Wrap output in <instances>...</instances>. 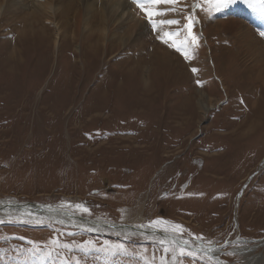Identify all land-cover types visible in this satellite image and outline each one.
Masks as SVG:
<instances>
[{
	"label": "rangeland",
	"instance_id": "1",
	"mask_svg": "<svg viewBox=\"0 0 264 264\" xmlns=\"http://www.w3.org/2000/svg\"><path fill=\"white\" fill-rule=\"evenodd\" d=\"M88 2L1 0L0 200L59 209L82 204L90 214L62 210L124 223L112 228L138 224L140 215L144 225L161 219L170 230L182 226L179 238L190 245L220 249L224 264H264V86L251 71L262 40L243 21L245 33L236 25L224 31L227 19H212L214 2L179 0L157 19L179 20L163 30L183 34L184 17L195 12L199 47L191 60L156 39L130 3L141 24L109 22L100 43L95 33L83 35L84 26L103 28L101 17L84 23ZM25 3L30 11L21 13ZM50 7L62 11L54 15ZM201 94L209 99L205 112ZM22 216L0 217V264H60L62 249L51 258L28 251L29 241L48 251L57 239L72 244L68 255L82 264L105 261L102 253L75 248L89 240L146 250L151 264L165 255L159 238ZM208 255L166 260L212 264ZM113 259L143 264L139 256Z\"/></svg>",
	"mask_w": 264,
	"mask_h": 264
},
{
	"label": "snow or ice",
	"instance_id": "2",
	"mask_svg": "<svg viewBox=\"0 0 264 264\" xmlns=\"http://www.w3.org/2000/svg\"><path fill=\"white\" fill-rule=\"evenodd\" d=\"M132 4L144 13V16L147 18V23L151 27V31L157 33L156 39L161 43L167 45L169 48L174 49L185 60L192 59V53L196 48L199 47V39L197 35L193 33V27L195 23L194 16L189 13L184 19L187 21L183 24V34L181 31H164V26L179 25L180 21L174 18H161L165 17L169 9H161L160 5H176L179 0H131ZM215 4V10H219L222 7H227L228 4L234 2V0H209V3ZM250 6L258 4L260 6L261 12L264 13V0H249ZM194 7H200V4L197 3ZM173 11L175 9H172ZM261 36H264V32L260 33ZM198 70L192 68V72L196 73ZM198 84H201L200 81H197ZM60 208H74L82 214H90L89 209L82 204H61ZM4 221H0L3 223ZM18 222H30V221H18ZM36 223H43V221H36ZM139 228L152 229L153 233L159 230L165 234H172V240L165 241L160 239L158 242L163 246L164 256L161 257L160 264H167L166 257L170 256L171 259L175 262L178 258L190 257L192 260L203 259L199 256L200 252L210 253L212 248L210 246H205L203 244L198 245L195 250H189L190 241L186 239H180L179 234L184 232V229L180 225L171 226V230L166 226V222L157 219L150 221L147 225L139 224ZM85 231H96L97 229L86 228ZM128 238V237H126ZM155 236H145V239H154ZM22 239V237H21ZM193 240L203 241V237H193ZM31 247L29 248V253L34 257H47L51 258L53 252L56 249L65 250L63 255L61 252H56V255L62 256L60 264H82L83 258L75 254L69 256L68 253L73 252V245L69 243H62L61 241L52 240L51 246L48 251H44L39 245L29 241ZM47 247V246H46ZM75 248L80 252L84 253L87 256L91 252L102 253L105 257L104 264H115L113 258L118 256H139L143 260V264H151V261L145 257L146 250H141L139 252H131L129 248L123 243H115L104 241L102 245L97 246V244L91 240L85 241L83 244H76ZM208 260L212 264H218V262L213 260L212 256H208Z\"/></svg>",
	"mask_w": 264,
	"mask_h": 264
},
{
	"label": "bare ground",
	"instance_id": "3",
	"mask_svg": "<svg viewBox=\"0 0 264 264\" xmlns=\"http://www.w3.org/2000/svg\"><path fill=\"white\" fill-rule=\"evenodd\" d=\"M100 1L102 2L100 6L101 15L100 13H97V7ZM81 2H84V0H81ZM0 3H1V0H0ZM129 3L134 7L135 10H137L136 6L133 5L129 0H90V2H88L87 4H83V8L85 10L84 23L90 21L91 19L92 21L95 20L97 22H100V17H101V21L103 22V28L101 32L99 30H93L91 27L84 26L83 27L84 37H88L89 35L95 33L96 38L101 43V41L104 40L103 31L106 30L107 27H109L110 25L109 22L122 23L126 25L128 24L130 25L132 24V22H134L136 25H140L141 22L138 20L139 16L137 15L138 10L137 12H133L132 10H130ZM16 6H18V4ZM8 8H9V11L15 12L14 8H12L11 3ZM20 11L21 13H26L30 11L29 7L27 6V3L23 4V6H20ZM50 11L52 14L58 15L62 11V9L59 7L57 8L50 7ZM0 12L3 13L2 7L0 9ZM28 16L31 17L30 15ZM31 20H33L32 17H31ZM221 23H222L221 26H223L224 31H226L229 34H230V30H229L230 25H236L238 28L243 29L242 31L244 33H245L244 29H247L248 27L246 24L241 22V20H235V19H227L226 22H221ZM29 25H32V23H29L28 26ZM104 26L106 29L104 28ZM58 30H59L58 31L59 34L57 35V39H58L57 42H60L63 39V36H62L61 30L60 29ZM254 36L257 37L255 33H254ZM262 46L264 47V43ZM251 64H252L251 71L256 72L255 81L260 82L264 86V69H262L264 65V50L260 51L258 56L257 55L254 56L253 63ZM208 101L209 99L207 95L201 94L198 103H200V109H202L203 112L207 110V107L205 106V104H209ZM31 204L32 203L24 204L20 202L17 203V201L0 200V217H6V218L21 217L23 214L22 218L30 219L33 217H38L41 220H46L52 223L76 227V228H80L83 230L86 228L97 229L96 231H93V232L104 233L103 230L105 229H110V231L114 232V229H116L117 233H123V234L125 233L128 235H134V236H138V235L142 236L143 234L153 236L154 234V236H157L159 239H164L165 241H169V242L172 240L171 235H163V234L160 235L158 231H155V233H153L152 229L137 227V225L142 224L144 220V217L140 214H139L140 220L138 221V224H127L126 226H118V227L112 228L108 222L103 221L101 219L96 220V221L89 220V219L83 218L82 215L78 213H74L72 211H65V210L51 207V206H39L38 204H34V203L32 205ZM259 242L261 243L260 246L264 247V239H262V241L260 240ZM211 248H212V251L210 252L209 255L212 256L214 259L218 260L219 263L224 264V262L221 260V257H219L220 249H216L214 247H211Z\"/></svg>",
	"mask_w": 264,
	"mask_h": 264
},
{
	"label": "flooded vegetation",
	"instance_id": "4",
	"mask_svg": "<svg viewBox=\"0 0 264 264\" xmlns=\"http://www.w3.org/2000/svg\"><path fill=\"white\" fill-rule=\"evenodd\" d=\"M143 235H145V236H148V235H146V234H143ZM138 236H140V235H138ZM155 238H158L157 236H155Z\"/></svg>",
	"mask_w": 264,
	"mask_h": 264
},
{
	"label": "water",
	"instance_id": "5",
	"mask_svg": "<svg viewBox=\"0 0 264 264\" xmlns=\"http://www.w3.org/2000/svg\"><path fill=\"white\" fill-rule=\"evenodd\" d=\"M160 233V232H159ZM160 234H163V233H160Z\"/></svg>",
	"mask_w": 264,
	"mask_h": 264
},
{
	"label": "crops",
	"instance_id": "6",
	"mask_svg": "<svg viewBox=\"0 0 264 264\" xmlns=\"http://www.w3.org/2000/svg\"><path fill=\"white\" fill-rule=\"evenodd\" d=\"M139 218V217H138ZM138 218H137V220H138Z\"/></svg>",
	"mask_w": 264,
	"mask_h": 264
},
{
	"label": "trees",
	"instance_id": "7",
	"mask_svg": "<svg viewBox=\"0 0 264 264\" xmlns=\"http://www.w3.org/2000/svg\"><path fill=\"white\" fill-rule=\"evenodd\" d=\"M57 236V235H56ZM126 245V244H125Z\"/></svg>",
	"mask_w": 264,
	"mask_h": 264
}]
</instances>
